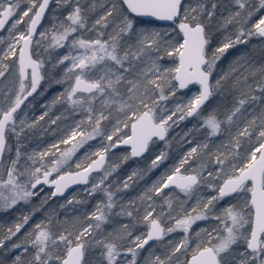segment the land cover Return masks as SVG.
<instances>
[{"label": "snow or ice", "instance_id": "6c2138e0", "mask_svg": "<svg viewBox=\"0 0 264 264\" xmlns=\"http://www.w3.org/2000/svg\"><path fill=\"white\" fill-rule=\"evenodd\" d=\"M52 3L0 0V81L15 77L0 97V210L31 204L46 186L53 189L0 232V264H92L85 256L96 250L98 264H138L150 242H164L177 231L182 239L168 241L163 258L148 251L143 264H264V111L251 119L242 111L264 97V67L248 69L249 76L259 78L240 93L223 119L215 111H202L228 78L212 79L224 54L253 37L264 39V0H234L220 22L233 32L211 51L216 2L55 0L57 9L67 11L45 28ZM143 18L171 22V31L149 28ZM42 83L45 88L38 93ZM53 85H63V91L42 105L46 110L29 123L22 111L25 101ZM190 85L198 86L197 94L180 101L178 93ZM257 91L260 96L252 94ZM57 105L82 112L85 119L67 125L65 135L48 148L22 152L20 138L27 130L46 117L52 125L61 120L49 115ZM193 117L207 130L204 140L146 188L138 197L139 206L119 202L117 194L130 182L144 179L170 157L167 151L158 152L147 167L132 171L116 186L110 177L121 164L143 157L158 141L170 146L171 129ZM190 136L185 133L180 142L192 144ZM222 136L227 143L217 146L212 138ZM10 137L17 141L14 157ZM93 140L101 146L86 150L75 170H69L76 153ZM121 146L129 151L120 163L109 162V153ZM74 185L88 186V197L102 193L105 199L70 226L58 222L55 210L30 224L49 199L65 196ZM202 189L213 194L203 196ZM85 202L73 195L60 207ZM114 216H126L130 222L105 231ZM198 221L211 223L195 231L194 239ZM139 224L147 230L134 234Z\"/></svg>", "mask_w": 264, "mask_h": 264}, {"label": "trees", "instance_id": "16d2710c", "mask_svg": "<svg viewBox=\"0 0 264 264\" xmlns=\"http://www.w3.org/2000/svg\"><path fill=\"white\" fill-rule=\"evenodd\" d=\"M209 2L217 3V14L213 17L210 26L211 32V44L209 46V50H213L215 47L219 46L225 35L233 32L231 26L227 29H223L220 27V22L222 18L228 15V11L231 10L234 6V0H209ZM146 26L149 28H155L159 26L160 23L158 21L150 22V19H145ZM48 15L46 16V22H48ZM170 63V62H169ZM264 67V39H259L253 37L248 40L246 44H238L235 47L228 50L227 53L218 61L215 71L213 72V82L219 79L221 76L227 75V79L222 82V87L218 89L217 93L210 98V100L203 106L202 111L207 114L212 111H215L217 115H219L222 119L224 115L231 109L236 101L239 98L241 92H248L249 85L255 86V81L259 78L258 76L253 78L249 76L248 69L250 68H260ZM248 77L247 81L243 78ZM239 80V83L237 81ZM253 95L260 96L261 94L257 92H253ZM64 107L59 106V111L57 116H61V120L57 121L56 125L50 124L47 121H40L39 124L41 128L34 129V132L39 133L42 139L41 142H45L47 145L50 144L49 141L51 139H59L58 133L63 132L64 134L67 131V125H72L76 121H78V113H73L69 110L64 112ZM244 115L251 119L253 115L259 114L261 111H264V97L258 99L254 102H249L245 105ZM68 112V113H67ZM63 114V115H61ZM54 118V117H53ZM199 123H194L191 118H189L185 123H180L175 128L171 129L169 132V139L171 141L170 146H166L165 142L161 141V147L163 151H167L169 154V160L166 161L160 168L156 169V171L148 174L144 179L137 180L136 182H130L132 186V190L127 193V201L134 202L137 206L140 205L138 197L142 195V193L146 190L147 187L151 185V183L160 175L163 171L170 169L174 162L178 160V157L185 153L190 147L194 146L198 141H203L205 138L206 129H200ZM59 127V128H58ZM58 128V130H55ZM199 129V130H198ZM191 132L192 144L181 143V139L185 133ZM42 134V135H41ZM56 135V136H54ZM37 136V135H36ZM54 136V137H52ZM52 137V138H51ZM216 141V145L218 146L221 141L227 143V137L222 136L219 139L212 138ZM154 146V145H153ZM150 146V149L153 147ZM247 145H245L246 147ZM127 147H121L114 150V153L110 152V162L120 163V157L122 154L127 153ZM150 156L149 152L141 158H134L127 161V163L121 164L120 168L117 172L110 177L112 180L115 177V180L119 183L126 179L128 175L131 174L132 171L137 169H143L148 166L146 160ZM134 162L140 164V167L133 168ZM166 192L173 191L172 189H166ZM126 194V193H125ZM126 200V198H124ZM49 202H51L49 200ZM159 203V200L157 201ZM33 204H38L37 201L32 202ZM127 204V205H128ZM47 205H44L46 207ZM50 207V206H49ZM142 211V208H141ZM70 213V212H69ZM63 215V214H62ZM60 216V222L67 221L68 226L72 224L74 221H78V219H82L83 217L80 214L76 213L74 209L72 214L70 213L68 216L63 217ZM65 218V220H63ZM142 231H146V227L142 224ZM194 238V237H193ZM195 239V238H194ZM175 241H179V238ZM164 247V246H163ZM166 247V248H165ZM164 248H160L158 251L161 252V256L163 257L170 245L167 243ZM138 264H143V257L138 261Z\"/></svg>", "mask_w": 264, "mask_h": 264}, {"label": "rangeland", "instance_id": "374dc122", "mask_svg": "<svg viewBox=\"0 0 264 264\" xmlns=\"http://www.w3.org/2000/svg\"><path fill=\"white\" fill-rule=\"evenodd\" d=\"M50 7H51V10L48 13L49 20H48V22H46V24L44 26L45 28L49 27L51 25V23L54 22L55 16H62L63 13H65L67 11L66 8L57 9V5L55 3V0L53 1L52 5ZM54 10H55V12H54ZM159 23H160V25L155 27L156 30L171 31V27H172L171 24H166V23H162V22H159ZM21 27H23V25H21ZM2 35H6V33H4ZM86 35H91V33H88ZM59 51L61 54H63L65 52V49H60ZM14 78H15L14 76H10L8 78V80L0 81V97H2L3 92L6 90V86L11 87L10 82ZM44 88H45V84L42 83L41 89H38V93H40V91ZM59 91H63V85H53V86L47 88V90L44 91L42 95L35 94L33 97H31L25 103V105L27 107L23 106L22 111L24 113H26V118H27L29 123H31V121L34 119H38V117L46 110L42 105L50 102L52 97ZM197 92H198V86L192 85L189 87V89H186L185 91H183L182 94L178 93V96L180 98V101H186V100L190 99L193 95L197 94ZM29 102H31V103H29ZM59 106L61 108L64 107L66 109V106L57 105L56 108L52 112L49 113V115L52 117L57 116V113L60 112ZM169 107H173L172 102H169ZM69 110L71 112H73L71 109H68V112H69ZM63 111L66 112V110H63ZM73 113H78V121L85 119L84 113H82V112H73ZM188 119L183 121V123H185ZM47 120H48V118L46 117L45 121H47ZM191 120H193L194 123L199 122L195 117L191 118ZM78 121H76V122H78ZM180 123H182V122H180ZM175 127L176 126H174L173 128H175ZM37 128H41V125H36L35 128L27 130L25 135L20 138V147H21L22 152L31 154L34 151L35 152L42 151V150L48 148L52 143L58 142L59 139L65 135L63 132L58 133V135L60 136L59 139H51V141H49L50 144L47 145L45 142H41L42 136H40L39 133L36 134L34 132V129H37ZM58 128H56L55 130H58ZM54 136H56V135H54ZM54 136H52V137H54ZM13 141H15V144ZM160 142L161 141H158L150 149V156L146 160V163L149 164L150 160L152 158H154V156L158 152L163 151L162 147H161L162 145ZM9 145L12 149L10 155L12 157H14L15 156V148L17 147V141H16L15 137H10ZM100 146L101 145L98 142V140L90 141L88 145H85L84 148H81L76 153V156L73 157V161L70 162L71 166L69 167V170L75 169V162L77 161V158H79L80 160H83V155L85 154L86 150L92 151V150L98 149ZM64 147H66V146L61 145V148H64ZM134 163L135 164L133 165V168L140 167L139 163H137V162H134ZM98 175H99L98 173H95L92 176L96 177ZM110 181L116 186L120 185V183L115 180V177L113 180L110 178ZM87 187L88 186H86V185L78 186L75 189H73L72 192H70L69 194H67L65 196L49 199L51 202H49V200H48V203L46 204L47 206L43 207L40 211H38L32 217L30 224L45 220L47 218L48 213L53 211V210H55L58 222L61 221L60 216L62 214H63L62 215L63 217H66L70 213L72 214V211L74 209L76 210V213L80 214L82 217H84L86 214H90L92 211H94V208H95V205L97 204V202L104 200L105 197L102 193H97L95 196L88 197L87 193H86ZM131 188H132V186L130 185V187L127 190H122L117 194V199L119 200V202L124 203L125 205L128 204V201H127L128 197L126 195L130 190L133 189V188L132 189ZM50 192H51V189L45 187L44 191L41 192L40 196L34 197L32 202L37 201L38 202L37 205H39L41 197L45 196L46 194H48ZM177 194H178V190H177ZM200 194L203 196H210L213 193L210 190L202 189ZM73 195L77 196L78 199L86 200V202L82 203V204L67 205L66 207L61 208L60 205L62 203H65L66 198H71V196H73ZM179 195H180L181 199L184 198L182 194H179ZM124 198H126V200H124ZM32 202H31V204H25V203L21 202V203L17 204L16 206H14L13 208H10L7 210H0V232L6 231L8 227H10V226L14 225L16 222H18L19 218L22 215L27 214L31 210L32 206L36 205V204L32 205ZM193 202H194V198H193V200H189L188 204L191 205ZM226 203H227V201L221 202V204L218 205V207H223ZM116 211H118V209ZM63 220H65V218ZM129 222H130V218H128L126 216H124V217L114 216V217H112L111 222L109 224L105 225L104 228H105V231L110 232V231H114L116 229H119L121 224L129 223ZM210 223H211L210 221H198L196 224H194L193 225V237H194L195 231H198L202 227H204V228L208 227ZM140 225H142V224H139L137 226L134 234H140L141 232H143L142 227ZM182 236H183V234L180 231H177V232H174L171 235L167 236L165 238L164 242H154V243L150 244L149 246H146V251L141 252V257L147 256L148 251H154L156 255L161 256V252L159 253V251H158L160 248H164L165 245L168 243V241H171L173 243L178 242V241H175V239L177 240V238H179V240H180V239H182ZM85 260L91 261L92 264H98V260H99L98 250L92 251V252H87L86 256H85Z\"/></svg>", "mask_w": 264, "mask_h": 264}, {"label": "water", "instance_id": "95a60500", "mask_svg": "<svg viewBox=\"0 0 264 264\" xmlns=\"http://www.w3.org/2000/svg\"><path fill=\"white\" fill-rule=\"evenodd\" d=\"M50 8V7H49ZM145 19H151V18H145ZM158 22H162V23H166V24H171V22H164V21H158ZM190 86H192V85H190ZM189 86V87H190ZM186 90V89H185ZM185 90H183V91H185ZM30 98V97H29ZM121 147H123V146H121ZM124 147H127V146H124ZM128 148V147H127ZM146 154V153H145ZM145 156V155H144ZM93 158H95V157H93ZM108 159H109V156H108ZM72 171H74L75 169H71ZM94 174V173H93ZM78 186H82V185H74V186H72V188H70L66 193H65V195H67V194H69L70 192H72V190L74 189V188H76V187H78ZM57 197H61V196H57ZM151 243V242H150Z\"/></svg>", "mask_w": 264, "mask_h": 264}, {"label": "flooded vegetation", "instance_id": "af4514ba", "mask_svg": "<svg viewBox=\"0 0 264 264\" xmlns=\"http://www.w3.org/2000/svg\"><path fill=\"white\" fill-rule=\"evenodd\" d=\"M54 1V0H53ZM52 4H50V6H51ZM51 10V7L49 8V11ZM49 11H48V13H49ZM48 13H46V16L48 15ZM46 16H45V20H44V22H43V25L45 26V24H46ZM3 46L2 45H0V48H2ZM35 95V94H34ZM31 98V97H30ZM29 98V99H30ZM27 101H25V103H26ZM23 107V106H22ZM9 141H10V138H9ZM14 142V144H15V141H13ZM124 147V146H123ZM121 148V147H120ZM129 151V150H128ZM147 154V153H146ZM145 154V155H146ZM144 157V156H143ZM139 158H141V157H139ZM109 160H110V154H109ZM95 174V173H94ZM93 175V174H92ZM90 180H91V178H90ZM47 187V186H46ZM47 188H49V189H51V191L53 190L51 187H47ZM75 189V188H74ZM55 198H57V197H55ZM152 243H154V242H151L150 244H152Z\"/></svg>", "mask_w": 264, "mask_h": 264}, {"label": "bare ground", "instance_id": "6f19581e", "mask_svg": "<svg viewBox=\"0 0 264 264\" xmlns=\"http://www.w3.org/2000/svg\"><path fill=\"white\" fill-rule=\"evenodd\" d=\"M129 150V149H128Z\"/></svg>", "mask_w": 264, "mask_h": 264}]
</instances>
